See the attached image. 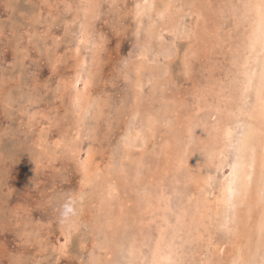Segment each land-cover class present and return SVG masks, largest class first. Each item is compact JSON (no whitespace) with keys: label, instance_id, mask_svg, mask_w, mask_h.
<instances>
[{"label":"rangeland","instance_id":"1","mask_svg":"<svg viewBox=\"0 0 264 264\" xmlns=\"http://www.w3.org/2000/svg\"><path fill=\"white\" fill-rule=\"evenodd\" d=\"M251 1L157 0L167 16L153 0H0V264H264V137L243 148L264 130Z\"/></svg>","mask_w":264,"mask_h":264},{"label":"bare ground","instance_id":"2","mask_svg":"<svg viewBox=\"0 0 264 264\" xmlns=\"http://www.w3.org/2000/svg\"><path fill=\"white\" fill-rule=\"evenodd\" d=\"M147 1V0H146ZM151 1V0H150ZM165 1V0H164ZM196 1V0H195ZM237 1V0H236ZM187 2H189V1H187ZM169 3V2H168ZM168 3H167V6H168ZM230 3V2H229ZM174 4V3H173ZM188 4V3H187ZM243 4V3H242ZM180 5V4H179ZM230 5V4H229ZM152 6H154V7H156V8H158L159 9V11L162 9V10H164L163 11V13L166 11L165 9L166 8H164V7H161L159 4H158V2H157V0L156 1H154L153 0V4H152ZM151 6V7H152ZM163 6V5H162ZM166 6V5H165ZM166 6V7H167ZM176 6V5H175ZM150 7V9H151V11H152V8H154V7H152L151 8ZM183 7V6H182ZM181 6H180V8H182ZM186 7V6H185ZM185 7H184V9H185ZM175 8V7H174ZM179 8V7H178ZM177 8V9H178ZM149 9V10H150ZM169 9V8H168ZM167 9V10H168ZM176 9V10H177ZM143 10V9H142ZM182 11H183V9H181ZM230 10V9H229ZM243 10H245V8L243 9ZM249 10H251L252 12H254L255 13V20H254V23L253 24H251L250 26H251V28H252V31H251V34H250V36H249V38H250V41H251V45H249V46H251L250 47V49L252 50V51H257V52H260L262 49H264V0H252L251 2H250V6H249ZM137 11H138V9H137ZM153 11H155V9L153 10ZM152 11V12H153ZM171 11H172V9H171ZM180 11V10H179ZM181 12V11H180ZM188 12V11H187ZM245 12V11H244ZM151 13V12H150ZM163 13H161V14H163ZM166 14H167V16H168V13L167 12H165ZM174 13V12H173ZM177 13V12H176ZM230 13V12H229ZM140 14V13H139ZM152 14V13H151ZM150 14V15H151ZM170 14H171V12H170ZM243 14V13H242ZM177 15V14H176ZM184 15V14H183ZM234 15V14H233ZM166 16V15H165ZM173 16V15H172ZM171 16V17H172ZM185 16H183V18H184ZM236 18V17H235ZM166 19V18H165ZM184 20V19H183ZM172 21V20H171ZM170 21V22H171ZM174 21V20H173ZM176 21V20H175ZM181 21V20H180ZM179 22V21H178ZM182 22V21H181ZM238 23V22H237ZM173 24V23H172ZM235 24H236V21H235ZM221 25V24H220ZM167 26V25H166ZM170 26H171V24H170ZM177 26V25H176ZM150 30V29H149ZM172 30H173V28H172ZM178 30V29H177ZM238 30V29H237ZM163 31H164V29H163ZM186 31V30H185ZM190 31V30H189ZM234 31V30H233ZM175 33V32H174ZM191 33V32H190ZM148 34H150V33H148ZM153 35H154V33H153ZM175 35V34H174ZM149 36V35H148ZM234 36V35H233ZM150 37V36H149ZM148 37V38H149ZM150 39V38H149ZM152 39H150V41H151ZM163 40V39H162ZM233 40V39H232ZM163 43V42H162ZM165 44V43H164ZM169 45V44H168ZM146 46V45H145ZM164 47V46H163ZM241 47V46H240ZM172 49V48H171ZM164 50V49H163ZM143 51V50H142ZM156 51V50H155ZM159 51V50H158ZM165 51H167V50H165ZM173 51V50H172ZM170 52H171V50H170ZM172 53H174V52H172ZM144 54V53H143ZM166 54V53H165ZM168 55L169 56H171V53L169 54L168 53ZM146 58V57H145ZM178 59V58H177ZM152 60V59H151ZM262 61H263V63H262V66H261V68H262V72H264V60L262 59ZM139 68V67H138ZM152 68V67H151ZM80 78V77H79ZM86 83H87V81H86ZM233 84H234V82H233ZM251 88V87H250ZM263 91V90H262ZM73 92V91H72ZM238 92V91H237ZM259 92H261V91H259ZM245 93V92H244ZM243 94V93H242ZM228 95V94H227ZM242 96V95H241ZM250 96V95H249ZM230 97V96H229ZM233 99V98H232ZM249 99V98H248ZM206 100V99H205ZM230 100V99H229ZM242 100H243V98H242ZM203 101V100H202ZM235 101V100H234ZM76 103V102H75ZM206 103V102H205ZM204 104V103H203ZM240 104V103H239ZM238 104V105H239ZM241 105V104H240ZM206 106V105H205ZM232 106V105H231ZM241 107V106H240ZM199 108V107H198ZM203 109V108H202ZM239 112V111H238ZM252 112H254V116H256V117H262V118H264V93L263 92H261V93H258V98H257V102H256V105L254 106V108H253V111ZM253 115V114H252ZM233 116V115H232ZM251 116V115H250ZM228 118V117H227ZM231 118V117H230ZM223 119H224V117H223ZM256 119V118H255ZM260 120V119H259ZM258 120V121H259ZM261 121V120H260ZM190 122V121H189ZM221 122H222V120H221ZM232 122H234V121H232ZM239 122H240V120H239ZM239 122H237L238 124H239ZM242 122V121H241ZM249 122V121H248ZM247 122V123H248ZM255 122V121H254ZM263 122V121H262ZM198 123V122H197ZM235 123H236V120H235ZM250 123V122H249ZM260 123V122H259ZM233 124V123H232ZM258 124V122H256V125ZM220 125H221V123H220ZM223 125V124H222ZM230 125V124H229ZM255 125V123L254 124H249L248 125V127H249V130L245 133V135H244V140H243V148L244 149H248V148H254V144H255V140H259V138H261V137H264V130L263 129H261V128H259L258 126H256ZM237 126V125H236ZM261 127H263L262 125H260ZM219 127V126H218ZM217 127V128H218ZM223 127V126H222ZM222 127H220V129L222 128ZM232 127H233V125H232ZM191 128V127H190ZM219 129V128H218ZM232 129V128H231ZM82 130V129H81ZM233 130V129H232ZM133 131V130H132ZM194 131V130H193ZM221 131V130H220ZM195 132V131H194ZM222 132V131H221ZM245 132V131H244ZM132 133V132H131ZM188 134V133H187ZM191 134V133H190ZM203 134V133H202ZM237 134V133H236ZM189 135V134H188ZM192 135H194V134H192ZM191 136V135H190ZM204 136V135H203ZM235 136V138H236V135H234ZM241 136H242V134H241ZM197 137V136H196ZM199 137V136H198ZM197 137V138H198ZM201 137V136H200ZM205 137H207V136H205ZM190 138V137H189ZM193 139V138H192ZM201 140H202V138H200ZM199 139V140H200ZM213 139H214V137H213ZM263 139V145H264V138H262ZM191 140V139H190ZM209 140H211V139H209ZM232 140H233V138H232ZM237 140V139H236ZM193 141H195V140H193ZM235 141V140H234ZM242 141V140H241ZM205 142H206V140H205ZM207 142H208V139H207ZM231 142V141H230ZM259 143L261 142V141H258ZM130 143V142H129ZM184 143V142H183ZM200 143H203V142H201L200 141ZM232 143V142H231ZM128 144V143H127ZM204 144V143H203ZM205 144H207V143H205ZM218 144V143H217ZM126 145V144H125ZM130 145H131V143H130ZM208 145V144H207ZM206 145V146H207ZM205 146V145H204ZM212 146V145H211ZM192 147V146H191ZM210 146H208L207 148H209ZM213 147V146H212ZM204 148V147H203ZM223 148V147H222ZM263 148H264V146H263ZM127 149V153L129 152V150H128V148H126ZM211 149H213V148H211ZM214 149H216V148H214ZM260 149V148H259ZM186 150V149H185ZM209 150V149H208ZM184 151V150H183ZM211 151V150H210ZM217 151V150H216ZM240 151V150H239ZM257 151V150H256ZM213 152H214V150H213ZM213 152H211V153H213ZM217 152H219V151H217ZM216 152V153H217ZM132 153V152H131ZM193 153V152H192ZM202 153H204V152H202ZM187 154V153H186ZM186 154H184V156L186 155ZM214 154V153H213ZM239 154V152L237 153V155ZM240 154H241V152H240ZM203 155V154H202ZM200 156V154L198 153V156H200V157H204V155L203 156ZM236 155V156H237ZM264 155V154H263ZM188 156V155H187ZM215 156V155H214ZM217 156H219V155H217ZM236 156H234V157H236ZM128 157V156H127ZM130 157V156H129ZM178 157H179V155H178ZM238 157H239V155H238ZM264 156H258V155H255V159H253L254 161H255V163H256V161H258V163H259V167L260 166H263L264 167V158H263ZM237 158V157H236ZM249 158V157H248ZM251 159V158H250ZM141 160V159H140ZM202 161H203V159H201ZM143 161H144V159H143ZM241 163H240V166H241V169H240V172L241 173H239L238 174V181L240 182V186H242L243 188H246V187H249L248 185H249V181H248V178L251 176V173H252V168L253 167H250L249 165L250 164H248V162L246 161V160H242L241 159ZM208 162V161H207ZM222 162V161H221ZM143 163V162H142ZM199 163V162H198ZM200 163H202V162H200ZM199 163V164H200ZM223 163V162H222ZM238 163V164H239ZM250 163V162H249ZM124 164V163H123ZM138 164V163H137ZM147 164V163H146ZM187 164V163H186ZM214 164H215V162H214ZM120 165V164H119ZM223 165H224V163H223ZM253 165V164H252ZM251 165V166H252ZM144 166H146L145 164H144ZM200 166H202V164L200 165ZM216 166V165H215ZM255 166V165H254ZM121 167V166H120ZM141 167H142V165H141ZM203 167V166H202ZM258 167V166H257ZM121 168H123V167H121ZM200 168V167H199ZM141 169H145V168H141ZM204 169V168H203ZM209 170H210V168H208ZM207 169V170H208ZM218 169V168H217ZM255 169V168H254ZM261 169H262V167H261ZM212 170V169H211ZM210 170V171H211ZM257 170H259V168L257 169ZM264 170V169H263ZM148 171V170H147ZM214 172L216 171V170H213ZM230 171V170H229ZM146 172V171H145ZM254 172V171H253ZM257 172V171H256ZM262 172V171H261ZM140 173H141V170H140ZM194 173H195V171H194ZM198 173V172H197ZM208 173H210L209 171H208ZM212 173V172H211ZM262 174V173H261ZM214 175H216V174H214ZM253 175H254V173H253ZM257 175V174H256ZM232 176V175H231ZM235 176H236V174H235ZM255 176V175H254ZM264 176V175H263ZM257 177V176H256ZM91 178V177H90ZM173 178V177H172ZM232 178V177H231ZM234 178V177H233ZM168 179V178H167ZM215 179V178H214ZM230 179V178H229ZM161 180V179H160ZM209 180V179H208ZM227 180V179H226ZM232 180V179H231ZM237 180V179H236ZM210 181V180H209ZM209 181H207L208 183H209ZM223 181V180H222ZM228 181V180H227ZM230 181V180H229ZM228 181V182H229ZM233 181V180H232ZM154 182V181H153ZM161 182V181H160ZM199 182V181H198ZM201 182V181H200ZM237 182V181H236ZM146 183V182H145ZM159 183V182H158ZM162 183V182H161ZM149 184H150V181H149ZM160 184V183H159ZM158 184V185H159ZM206 184V183H205ZM253 184V183H252ZM151 185H153V184H151ZM198 185V184H197ZM196 185V187H198ZM210 185V184H209ZM208 185V186H209ZM223 185V184H222ZM263 185V184H262ZM157 186V185H156ZM155 186V187H156ZM264 186V185H263ZM142 187H145V185H143ZM158 187V186H157ZM200 187V186H199ZM209 188V187H208ZM207 188V189H208ZM227 188V186L225 187V189ZM229 188V187H228ZM144 189H146V188H144ZM156 189V188H155ZM185 189V188H184ZM224 189V188H223ZM230 189V188H229ZM248 189V188H247ZM158 190V189H157ZM187 190V189H186ZM186 190H184V191H186ZM203 190V189H202ZM242 190V189H241ZM151 191V190H150ZM204 191V190H203ZM224 191V190H223ZM222 190H221V192H223ZM246 191V190H245ZM156 192V191H155ZM240 192V191H239ZM257 192V191H256ZM157 193V192H156ZM227 193H229V192H227ZM236 193H238V192H236ZM258 193V192H257ZM152 194V193H151ZM198 194H199V192H198ZM240 194H241V192H240ZM250 194V193H249ZM175 195V194H174ZM188 196H189V194H187ZM191 195V194H190ZM196 195V194H195ZM200 195H201V193H200ZM206 195V194H205ZM235 195V194H234ZM247 195V194H246ZM154 196V195H153ZM155 196H156V194H155ZM165 196H167V195H165ZM187 196V197H188ZM204 196V195H203ZM218 196H219V194H218ZM221 196H223V195H221ZM237 196H239V195H237L236 194V197ZM252 196V195H251ZM250 196V197H251ZM111 197V196H110ZM141 197V196H140ZM144 197V196H143ZM147 196H145V198H146ZM223 197H225V196H223ZM228 197V196H227ZM227 197H225L226 199H227ZM232 197V196H231ZM230 197V198H231ZM239 197H242V194H241V196H239ZM160 198V197H159ZM189 198V197H188ZM149 199V198H148ZM163 199V198H162ZM164 199H165V197H164ZM183 199H185V197L183 198ZM191 200L193 199V198H190ZM216 199V198H215ZM219 199V198H218ZM237 199V198H236ZM235 199V200H236ZM248 199V198H247ZM246 199V200H247ZM112 200V199H111ZM147 200V199H146ZM146 200H144L143 201V203L146 201ZM149 200H151V199H149ZM156 200V199H155ZM166 200V199H165ZM186 200H187V198H186ZM213 200V199H212ZM217 200V199H216ZM225 200V199H224ZM229 200H232V198L231 199H229ZM234 200V199H233ZM232 200V201H233ZM238 200V199H237ZM250 200V199H249ZM255 200V199H254ZM260 200V199H259ZM101 201V200H100ZM140 201V200H139ZM164 201V200H163ZM169 201V200H168ZM189 201V200H188ZM188 201H186V202H188ZM193 201V200H192ZM200 201H201V199H200ZM205 201H206V197H205ZM209 201V200H208ZM226 201V200H225ZM232 201H231V203H232ZM248 201V200H247ZM148 202V201H147ZM153 202H156V204H157V201H153ZM152 202V203H153ZM165 202V201H164ZM210 202V201H209ZM220 202V201H219ZM227 202H229L228 200H227ZM250 202V201H249ZM253 202V201H252ZM149 203H151V202H149ZM169 203V202H168ZM189 203H190V201H189ZM192 203V202H191ZM194 203V202H193ZM202 203V202H201ZM110 204V203H109ZM198 204H200V203H198ZM213 204V203H212ZM211 204V205H212ZM241 204V203H240ZM244 204V203H243ZM262 204H263V202H262ZM145 205V207L147 206L146 205V203L144 204ZM149 205V204H148ZM152 205V204H151ZM159 205V204H158ZM161 206H162V203L160 204ZM165 205V204H164ZM191 205H193V204H191ZM195 206H196V204H194ZM218 205V204H217ZM227 205V204H226ZM247 205V204H246ZM264 205V204H263ZM106 206V205H105ZM150 206V205H149ZM201 206H202V204H201ZM201 206H199V207H201ZM215 206V205H214ZM228 206V205H227ZM262 206V205H261ZM108 207V206H107ZM110 207V206H109ZM108 207V208H109ZM188 207V206H187ZM194 207V206H193ZM248 207V206H247ZM264 207V206H263ZM101 208V207H100ZM150 208V207H149ZM151 208H153L154 209V207L152 206ZM161 208V207H160ZM191 208V210H192V207H190ZM195 208V207H194ZM197 208V207H196ZM204 207L202 206V209H203ZM229 208V207H228ZM260 208V207H259ZM102 209V208H101ZM157 209H158V207H157ZM172 209V208H171ZM198 209L199 208H197V212H199L198 211ZM224 209V208H223ZM248 209H249V207H248ZM264 209V208H263ZM110 210V209H109ZM142 210H143V208H142ZM145 210V209H144ZM146 210L149 212V210L146 208ZM151 210V209H150ZM164 210H166L165 209V207H164ZM163 210V211H164ZM188 210H190L189 209V207H188ZM236 210V209H235ZM257 210V209H256ZM146 211V212H147ZM153 212H151L150 214H151V216L153 215V213H154V210H152ZM157 211H159V209L157 210ZM169 212H170V210H168ZM180 211V210H179ZM204 211V210H203ZM202 211V212H203ZM216 211V210H215ZM219 211V210H218ZM250 211V210H249ZM258 211V210H257ZM167 212V211H166ZM168 212V213H169ZM183 212V211H182ZM186 212V211H185ZM217 212V211H216ZM220 212V211H219ZM228 212V211H227ZM238 212V211H237ZM241 212V211H240ZM250 212H252V211H250ZM143 213V212H142ZM172 213H173V210H172ZM179 213V212H178ZM190 213H191V211H190ZM193 213V212H192ZM221 213H222V211H221ZM220 213V214H221ZM230 213V212H229ZM247 213V212H246ZM255 213V212H254ZM254 213H252L253 215H255ZM122 214H124V213H122ZM147 214V213H146ZM156 214V213H155ZM155 214H154V216H155ZM174 214V213H173ZM182 213H180V215H181ZM184 214V213H183ZM201 214V213H200ZM223 214V213H222ZM221 214V215H222ZM243 214V213H242ZM245 214V213H244ZM258 214V213H257ZM109 215V214H108ZM107 215V216H108ZM113 216L115 215V214H112ZM157 215V214H156ZM159 215V214H158ZM164 215H165V213H164ZM179 215V214H178ZM179 215V216H180ZM198 215V214H197ZM206 215V214H205ZM204 215V216H205ZM218 215V214H217ZM220 215V216H221ZM225 215V214H224ZM231 215V214H230ZM229 215V216H230ZM234 215V214H233ZM262 215H263V212H262ZM111 216V215H110ZM112 216V217H113ZM160 216V215H159ZM190 216V215H189ZM191 216H192V214H191ZM191 216H190V218H191ZM199 216V215H198ZM215 216V215H214ZM214 216L212 215V216H210V217H213V219H214ZM225 216H227V215H225ZM225 216H224V218H225ZM236 216V215H235ZM238 216H240V214L238 215ZM114 217H118V216H114ZM127 217V216H126ZM126 217H124V218H126ZM158 217V216H157ZM165 217V219L163 218V216H162V218L164 219V220H166V216H164ZM174 217H175V215H174ZM183 217H184V215H183ZM203 217V216H202ZM231 217V216H230ZM254 217H256V216H253V218ZM107 218V217H106ZM120 218V217H119ZM118 218V219H119ZM122 218V217H121ZM129 218V217H128ZM131 218V217H130ZM155 218V217H154ZM154 218L152 219V220H154ZM178 218V217H177ZM193 218V220H194V217H192ZM199 218V217H198ZM219 218V217H218ZM235 218V217H234ZM239 218V217H238ZM249 218V217H248ZM260 218V217H259ZM258 218V219H259ZM108 220H109V218H107ZM110 219H112V218H110ZM115 219H117V218H115ZM141 219V218H140ZM157 219H161V218H157ZM157 219H156V221H157ZM201 219V218H200ZM199 219V220H200ZM212 219V218H211ZM256 219V218H255ZM263 219V218H262ZM262 219L260 218L259 220H261L262 221ZM107 220V221H108ZM113 220V219H112ZM120 220V219H119ZM122 220V219H121ZM131 220V219H130ZM171 220H172V218H171ZM181 220V219H180ZM187 220V219H186ZM185 220V221H186ZM209 220V219H208ZM221 220H223V219H221ZM226 220V219H225ZM239 220H240V218H239ZM241 220H244V219H242L241 218ZM109 221H111V220H109ZM115 221H117V220H115ZM123 221H125V220H123ZM128 221V220H127ZM134 221H136V225L138 224L137 223V219L135 220L134 219ZM142 221V220H141ZM150 221V220H149ZM156 221H155V223L154 222H148V223H151V224H156ZM190 221V220H189ZM204 221V220H203ZM210 221V220H209ZM208 221V222H209ZM211 221H213V220H211ZM215 221V220H214ZM213 221V222H214ZM219 221V220H218ZM227 221V220H226ZM225 221V222H226ZM237 221V220H236ZM251 221V220H250ZM250 221H248V222H250ZM254 221V220H253ZM114 222V221H113ZM161 222L162 221H160V223L158 224V222H157V224L158 225H162L161 224ZM197 222V221H196ZM207 222V223H208ZM234 222V221H233ZM239 222V221H238ZM241 222V221H240ZM247 222V223H248ZM264 222V221H263ZM111 223H112V221H111ZM115 223V222H114ZM113 223V224H114ZM117 223H118V221H117ZM122 223V222H121ZM124 223V222H123ZM129 223V222H128ZM133 223V222H132ZM141 223V222H140ZM143 223V222H142ZM163 223V222H162ZM170 223V222H169ZM173 223H174V221H173ZM176 223V222H175ZM193 223V222H192ZM199 222H197V224L196 225H200V224H198ZM204 223H206V222H204ZM224 223V222H223ZM244 222H242L241 223V226H242V224H243ZM254 223V222H253ZM252 223V224H253ZM119 224V223H118ZM147 224V223H146ZM157 224H156V226H157ZM166 224V223H165ZM164 224V225H165ZM168 224V223H167ZM177 224V223H176ZM186 224H188V223H185V225ZM212 224V223H211ZM214 224V223H213ZM212 224V225H213ZM216 224V223H215ZM221 224H222V222H221ZM225 224H227V223H225ZM249 224H251V223H249ZM108 225H109V222H108ZM125 225V224H124ZM175 225V224H174ZM196 225H194V226H196ZM208 225V224H207ZM209 225H210V223H209ZM211 225V226H212ZM237 225V224H236ZM239 225V224H238ZM247 225V227H248V224H246ZM264 225V224H263ZM120 226V225H119ZM122 227H124L123 226V224L121 225ZM120 226V227H121ZM128 226V225H127ZM132 226V225H131ZM171 226V225H170ZM178 225H176L175 227H177ZM181 226H183L182 224H181ZM240 226V227H241ZM251 226H255V225H251ZM136 227V226H135ZM138 227V226H137ZM140 227V226H139ZM143 227L144 226H142V228H140V229H143ZM160 227V226H159ZM159 227H158V229H159ZM163 227H166V226H163ZM169 227V226H168ZM167 227V228H168ZM187 227V226H186ZM189 227V226H188ZM187 227V228H188ZM197 227H199V226H197ZM197 227L195 228L196 229V231L198 230L197 229ZM215 227V226H214ZM219 227V226H218ZM221 227V226H220ZM236 227H238V226H236ZM246 227V226H245ZM245 227H243V228H245ZM249 227H250V225H249ZM105 228V227H104ZM127 228V227H126ZM129 228V227H128ZM132 228V227H131ZM130 228V229H131ZM156 228V227H155ZM171 228V227H170ZM183 228V227H182ZM210 228V227H209ZM208 228V229H209ZM216 228H217V226H216ZM215 228V229H216ZM243 228H242V230H243ZM252 228V227H251ZM260 228V227H259ZM259 228H258V230H259ZM107 229V228H106ZM138 229V228H137ZM145 229V228H144ZM151 229V228H150ZM171 229H173V228H171ZM232 228H230V230H231ZM234 229V228H233ZM236 229V228H235ZM234 229V230H235ZM247 229V228H246ZM250 229V228H249ZM255 229H257V228H255ZM260 229H262V230H264L263 228H260ZM112 230V229H111ZM116 230V229H115ZM121 230V229H120ZM125 230V229H124ZM132 230V229H131ZM133 230H135V228L133 229ZM166 230V229H165ZM170 230V229H169ZM176 230V229H175ZM186 230H188V229H186ZM193 230V229H192ZM201 230V229H200ZM233 230V231H234ZM239 230V229H238ZM122 231V230H121ZM136 231V230H135ZM134 231V232H135ZM141 231H144V230H141ZM140 231V232H141ZM154 231H155V229H154ZM159 231H160V229H159ZM181 231H183V230H181ZM190 231V230H189ZM203 231V230H202ZM210 232H211V230H209ZM229 231V230H228ZM233 231L231 230V232H232V234H234L233 233ZM240 231V230H239ZM250 231V230H249ZM248 231V232H249ZM163 232V231H162ZM166 232V231H165ZM175 232V231H174ZM173 232V233H174ZM194 232H195V230H194ZM242 232V231H241ZM245 232H246V230H245ZM252 232V231H251ZM254 232H256V231H254ZM253 232V233H254ZM258 232H260V230L258 231ZM258 232H256V233H258ZM263 232V231H262ZM262 232H260L261 234L260 235H262ZM110 233V232H109ZM114 233H116V232H114ZM113 233V234H114ZM121 233V232H120ZM129 233V232H128ZM131 233V232H130ZM143 233V232H142ZM170 233V232H169ZM186 232H184V233H182V234H185ZM202 233H204V232H202ZM255 233V234H256ZM112 234V235H113ZM134 234H136V232L134 233ZM168 234V233H167ZM175 234V233H174ZM187 234V233H186ZM193 234V233H192ZM192 234L190 235V236H192ZM197 234V232H195V235ZM199 234V233H198ZM201 234V233H200ZM209 234V233H208ZM213 234V233H212ZM238 234V233H237ZM245 234V233H244ZM247 234V233H246ZM245 234V235H246ZM119 235V234H118ZM133 235V234H132ZM156 235H157V233H156ZM161 238H159V240L158 241H156L157 243L155 244L156 245V247H154V246H152V247H154V248H156V250H155V252H153L154 254H155V259H156V257H158L157 259H159L162 255H161V250L163 249V248H161V242H163L164 243V239L162 238L163 237V233H161ZM239 235H241L240 233H239ZM251 235H252V233H251ZM254 235V234H253ZM252 235V236H253ZM258 234H256V235H254V236H257ZM264 235V234H263ZM262 235V236H263ZM119 236H121V234L119 235ZM125 236V235H124ZM128 236V235H127ZM158 236L160 237V234L158 233ZM176 236V235H175ZM184 236V235H183ZM189 236V237H190ZM199 236V235H198ZM204 236V235H203ZM203 236H201V237H203ZM205 236H206V234H205ZM204 236V237H205ZM211 236V235H210ZM236 236V235H235ZM235 236L233 235L232 237H233V239L235 238ZM248 236V235H247ZM247 236H245V237H247ZM139 237H140V239H141V236L139 235ZM165 237H166V235H165ZM189 237H187V239H186V241H188V240H190L191 238H189ZM194 237V236H193ZM196 237V236H195ZM200 237V236H199ZM199 237H197V238H199ZM203 237V238H204ZM213 237V236H212ZM237 237V236H236ZM105 238V237H104ZM112 238V237H111ZM111 238H107V239H110L111 240ZM133 238H134V236H133ZM137 238H138V235H137ZM158 238V237H157ZM180 238V237H179ZM189 238V239H188ZM208 238V237H207ZM244 237H242V239H243ZM261 238H264V237H261ZM261 238H260V240H261ZM130 239V238H129ZM129 239H127V240H129ZM136 239V238H135ZM151 238H149V240H150ZM211 239V238H210ZM214 239V238H213ZM228 239H230V238H228ZM235 239H237V238H235ZM242 239H241V241H242ZM250 239H251V237H250ZM255 239V238H254ZM106 240V239H105ZM131 240H132V238H131ZM130 240V241H131ZM142 240V239H141ZM152 240V239H151ZM163 240V241H162ZM196 240V239H195ZM200 240V239H199ZM212 240V239H211ZM263 240V239H262ZM100 241H101V239H100ZM108 241V240H107ZM107 241H106V243H107ZM118 241V240H117ZM123 241V240H122ZM133 241V240H132ZM166 241V240H165ZM168 241V240H167ZM166 241V242H167ZM201 241V240H200ZM200 241H198V242H200ZM206 241H207V239H206ZM233 241V240H232ZM241 241H239V242H241ZM96 242V241H95ZM169 242V241H168ZM193 242V241H192ZM236 242V241H235ZM235 242H233V243H235ZM247 242H248V240H247ZM253 242V241H252ZM259 242V241H258ZM116 243V242H115ZM123 243V242H122ZM125 243H126V241H125V237H124V245H125ZM131 243V242H130ZM133 243H134V241H133ZM136 243V242H135ZM139 243V244H138ZM137 244H136V247H139V250H141L142 248H143V245L142 244H144L145 243V241L141 244L140 243V241L138 242ZM150 243V242H149ZM153 243V242H152ZM150 244V245H153V244ZM178 243V242H177ZM188 243V245L187 246H189L190 244L189 243H191V242H187ZM186 243V244H187ZM194 243V242H193ZM204 243V242H203ZM218 243V242H217ZM232 243V242H231ZM242 243V242H241ZM249 243V242H248ZM102 244V243H101ZM121 244V243H120ZM127 244L129 245V243L127 242ZM141 244V245H140ZM192 244V243H191ZM197 244V243H196ZM250 244H251V242H250ZM249 244V245H250ZM254 244V242L252 243V245ZM104 245H106L104 242H103V246ZM137 245H139V246H137ZM146 245V244H145ZM166 245V244H165ZM178 245V244H177ZM180 245V244H179ZM202 245V244H201ZM205 245V244H204ZM240 245H242V244H240ZM245 245H246V243H245ZM252 245H250L251 246V249H253L252 248ZM96 246V245H95ZM101 246V245H100ZM102 246V247H103ZM117 246V245H116ZM130 246V245H129ZM140 246H142V248L140 247ZM147 246H148V244H147ZM205 246H207V245H205ZM227 246H230V245H227ZM243 246V245H242ZM241 246V247H242ZM247 246V245H246ZM124 247L125 246H123V249H124ZM144 247H146V246H144ZM150 247V246H149ZM163 247V246H162ZM165 247V246H164ZM247 247H249V246H247ZM101 248V247H100ZM117 248V247H116ZM154 248H152V249H154ZM189 248V247H188ZM187 248V249H188ZM193 248V247H192ZM198 248H199V246H198ZM208 248V247H207ZM217 248H219V247H217ZM216 248V249H217ZM118 249H120V248H118ZM132 249H134V248H132ZM147 249V248H146ZM184 249V248H183ZM242 249H244V248H242ZM100 250V249H99ZM102 250H104V249H102ZM121 250V249H120ZM120 250H118L117 252H119ZM127 250V249H126ZM135 250V249H134ZM149 250V249H148ZM147 250V251H148ZM150 250H151V248H150ZM203 250V249H202ZM213 250H215V249H213ZM218 250V249H217ZM216 250V251H217ZM123 251H125V250H123ZM123 251H120V253L122 252V254H124L123 253ZM133 251V250H132ZM152 251H154V250H152ZM186 251V250H185ZM216 251L214 252V253H216ZM239 251V250H238ZM249 251V250H248ZM251 251V250H250ZM255 251V250H254ZM161 252V253H160ZM165 252V251H164ZM164 252H163V255H164ZM191 252V251H190ZM204 252V251H203ZM256 252H257V250H256ZM92 253V252H91ZM120 253H118V255H120ZM131 253H133V252H131ZM137 253V252H136ZM135 253V255H137ZM153 253H152V256H154L153 255ZM167 253V252H166ZM197 253V252H196ZM207 253V252H206ZM220 253V252H219ZM245 253H247V250H246V252ZM250 253V252H249ZM251 253H252V251H251ZM254 253V252H253ZM258 253H259V251H258ZM257 253V256H259V254ZM151 254V253H150ZM183 254V253H182ZM198 254V253H197ZM224 254V253H223ZM237 254V253H236ZM243 254V253H242ZM125 255V254H124ZM159 255V256H158ZM183 255H186V254H183ZM196 255V254H195ZM205 255V254H204ZM213 255V254H212ZM217 255H219L218 253H217ZM216 255V256H217ZM248 255V254H247ZM256 255V254H255ZM91 256V255H90ZM94 256V255H93ZM92 256V257H93ZM130 256V255H129ZM134 256V255H133ZM192 256V255H191ZM201 256V255H200ZM203 256V255H202ZM242 256V255H241ZM139 257V256H138ZM141 257V256H140ZM140 257H139V259H140ZM151 257V256H150ZM166 257V256H165ZM188 257V256H187ZM194 257V256H193ZM199 257V256H198ZM209 256H207V258H208ZM211 257V256H210ZM209 257V258H210ZM214 257V256H213ZM218 257V256H217ZM240 257V256H239ZM238 257V259H240ZM254 257V256H253ZM98 258V257H97ZM122 259L124 258L123 256L121 257ZM129 258V257H128ZM134 258V260H135V262H136V259H135V257H133ZM142 258V257H141ZM162 258H164L163 256H162ZM162 258H160V259H162ZM168 258H169V256H168ZM168 258L166 259V262H167V260H168ZM189 258V257H188ZM188 258H187V260H188ZM195 258V257H194ZM212 258V257H211ZM245 258V259H244ZM244 258H241L242 259V262H243V259H244V261L247 259L246 257H244ZM100 259V258H99ZM121 259V260H122ZM127 259V258H126ZM130 259H131V257H130ZM172 259H174V257L172 258ZM178 259V258H177ZM190 259V258H189ZM191 259H193V258H191ZM214 259V258H213ZM95 260V259H94ZM133 260V261H134ZM165 260V259H164ZM175 260V259H174ZM181 260H182V258L180 259V261L179 262H181ZM183 260H184V258H183ZM203 260V259H202ZM208 261L209 260H211V259H207ZM215 260V259H214ZM218 259H216V261H217ZM251 260V259H250ZM98 261V260H97ZM123 261V260H122ZM152 261H153V259H152ZM178 261V260H177ZM193 261H194V259H193ZM192 261V262H193ZM196 261V260H195ZM201 261V260H200ZM237 261H239V260H237ZM128 262V261H127ZM183 262H185V261H183ZM187 262V261H186ZM199 262V261H198ZM205 262V261H204ZM246 262V261H245ZM251 262V261H250ZM134 263V262H133ZM164 263V262H163ZM197 263V262H196ZM195 263V264H196ZM239 263H240V261H239ZM244 263V262H243ZM166 264V263H165ZM177 264V263H176ZM191 264H193V263H191ZM198 264V263H197ZM209 264V263H208ZM211 264H215L214 262H212ZM237 264H238V262H237Z\"/></svg>","mask_w":264,"mask_h":264},{"label":"clouds","instance_id":"3","mask_svg":"<svg viewBox=\"0 0 264 264\" xmlns=\"http://www.w3.org/2000/svg\"><path fill=\"white\" fill-rule=\"evenodd\" d=\"M71 212V209L66 207L64 210V215L67 216Z\"/></svg>","mask_w":264,"mask_h":264}]
</instances>
